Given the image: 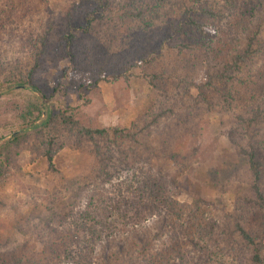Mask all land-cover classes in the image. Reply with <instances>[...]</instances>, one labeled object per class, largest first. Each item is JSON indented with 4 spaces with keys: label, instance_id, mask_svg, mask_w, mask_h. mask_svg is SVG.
Segmentation results:
<instances>
[{
    "label": "trees",
    "instance_id": "trees-1",
    "mask_svg": "<svg viewBox=\"0 0 264 264\" xmlns=\"http://www.w3.org/2000/svg\"><path fill=\"white\" fill-rule=\"evenodd\" d=\"M83 1L92 4L94 9L85 14L83 24L73 26L62 36L64 52L72 65H76L73 48L80 39V29L84 37H91L97 34L99 23L106 19L109 21L106 24L112 27L114 33L128 32L124 38L131 45L138 46V52H145L138 58H143L145 68L151 66L153 69H144L141 74L156 97L149 110L132 122L131 128L90 126L77 117L75 107L58 111L56 115L50 104L54 92L45 93L33 78L40 67V56L50 30L46 29L41 36L38 35L42 51H36L28 72L27 65L23 66L20 61L11 72L0 77V89L6 86L13 90L19 88L17 95L25 94L22 101L17 99L14 109L18 113L9 122L18 125L17 129L21 132L14 131L12 139L7 140L5 145L19 144L29 135L32 127H40L38 132L47 128L54 130L58 124L56 121H59L67 127L69 134L80 137L78 143L85 138L94 144L91 152L96 166L83 178L84 185L90 187L85 204L74 207L73 201L66 202L61 197L48 200L47 215L42 220L38 219L33 231H18L24 236L21 241L11 238V234L6 237L3 246L0 243V264H264L262 163L258 159L257 141H254L258 133H248L254 131L255 125L264 117L263 4L256 3L257 7L255 4L250 11L246 7L237 17L231 15L224 25L225 32L222 30V43L217 48L211 46L206 24L194 18L197 12L187 5L189 0H118L125 11L121 9L125 15L120 17L119 26L113 16L108 19L104 12L111 10L109 6L113 0ZM203 12L208 15L214 13L211 9ZM3 13L4 6H0V17ZM158 20L168 22L170 27L163 24L161 37L155 38V21ZM174 26L179 27L182 38L184 34L186 37L187 28L191 27L194 33L191 41L174 42L170 36V29ZM0 27H4L1 19ZM140 29L144 30L141 42V38L136 36ZM150 34L151 38L148 37ZM220 48L223 50L218 57L219 63L211 65V73L200 81L197 71L192 70L196 67L194 61L190 65L193 57L198 59V67L205 68L212 58L210 54L209 58L205 56L210 50L213 52V49ZM185 52L188 54L183 56L186 58L184 61L182 55ZM258 58L262 59V66H259ZM30 64L31 61L28 66ZM156 64H164L168 68L159 71L154 68ZM134 66V61H125L117 68L118 72H113V75L105 72L94 83L118 78L128 72L129 77ZM188 67L191 73L185 72ZM234 72L248 73L244 97L247 98L245 107H248L246 112L249 115H235V124L244 130L238 135H243V138L249 136L252 141L248 142V147L241 145L235 138L237 129L230 131V137L234 135L239 152L248 156L253 177L251 190L261 213L262 231H247L241 214L226 215L234 219L235 228L227 231L223 241L219 232L213 231L218 223H211L204 215L199 216L197 210L184 208L176 201L166 180L154 172L149 161L162 154L178 164L197 155L198 148L193 144L196 138L195 117L201 112L200 106L213 105L209 99L211 93H219L224 100L237 99L231 91L241 82L232 75ZM194 90H197L196 94ZM8 93L0 91V98ZM152 132L157 134L153 143L149 136ZM109 134L116 136L117 140H97V136ZM56 137L51 135L50 149L46 153L51 167L55 152L52 146ZM172 140V149L169 150L167 146ZM176 141L180 142L181 148L177 147ZM241 209L236 211L241 212ZM220 240L225 244L222 245Z\"/></svg>",
    "mask_w": 264,
    "mask_h": 264
},
{
    "label": "rangeland",
    "instance_id": "rangeland-1",
    "mask_svg": "<svg viewBox=\"0 0 264 264\" xmlns=\"http://www.w3.org/2000/svg\"><path fill=\"white\" fill-rule=\"evenodd\" d=\"M254 1L256 2L189 0L187 5L197 12L194 18L206 24V32L212 41L211 46L219 48L222 43L220 40L222 30L224 29L225 32L224 25L231 15L237 17L246 7H249L250 11L260 2L263 4L264 19V0ZM0 6H4V13L0 17L4 23V27H0V77L11 72L13 66L20 61L23 66L27 65V73L34 63L32 59L36 51L38 49L42 51L40 45L42 41L37 38L38 35L41 36L46 29L50 30L46 47L40 56V67L33 78L45 93L54 92L50 104L56 115L58 111L75 107L77 117L90 126L131 128L132 122L152 106L156 94L147 79L142 76V71L147 68L142 63L143 58H138L145 52H138V46L131 45L130 41L124 38V35L127 37L128 32L114 33L112 27L106 24L108 20L101 21L98 25L100 28L96 27L97 34L91 37L87 35L84 37L79 28L80 39L73 48L76 55L75 66L65 54L63 34L69 32L73 26L84 23L85 14L94 9L92 4L83 0H0ZM109 7L111 10H104L106 17L109 19L113 16L119 26L120 17L125 15L122 13L123 9L118 4V0H113ZM209 9L214 13L208 15L203 12ZM68 22H70L69 28H67ZM155 22L157 24L155 38H159L163 24L170 26L168 22L164 23V20ZM190 28H187L186 37L184 34L182 38L179 33L181 30L174 26L170 29V36L173 37L174 42L182 40L189 42L194 35ZM262 29V37H264V23ZM143 31L141 29L137 31L136 36L141 38L140 42L143 40ZM151 36L152 34L148 35L149 38ZM122 48L126 50L123 51ZM211 50L205 56L208 58L209 54L212 56L205 68L198 67L200 65L197 64L198 59L194 57L190 63L192 65L194 61L196 64L192 70L197 71L196 75L200 81L211 73L213 69L211 65L217 66L223 48L213 49L215 54ZM186 53L188 54L185 52L182 57ZM195 54L197 55V51ZM195 54L193 56H196ZM183 58L185 61L186 58ZM30 61L31 64L28 66ZM125 61H134L135 65L131 68L129 77L128 72L118 78L98 80L97 86L95 85L94 81L100 77L99 75H105V72L113 75L112 73L118 72L117 68ZM257 61L259 66H262V59L258 58ZM149 68L153 69L151 66ZM149 68L147 71H150ZM154 68L161 71L168 67L164 64H156ZM103 72L104 74H101ZM185 72L191 73V69L188 67ZM232 75L241 82L231 91L237 99L224 100L219 93H211L209 99L213 105L200 106L201 112L195 117L196 138L193 144L198 148L197 155L178 164L162 154L155 155L149 161L154 172L166 180L171 195L176 201L184 208L197 210L199 216L204 215V218L206 217L211 223H218L213 231L219 232L223 241L227 231L235 228L234 219L226 215L241 214L243 226L247 231H262L261 213L254 203L255 195L251 190L253 177L249 169L248 156L239 152L234 135L230 137V131L237 129L235 138L241 145L248 147V142L252 141L249 140V136L240 137L238 133L244 130L235 124V115L240 113L243 116L249 115L246 112L248 107H245L247 98L244 97L247 93L248 73L234 72ZM220 86L222 88V85ZM17 89L13 90L7 86L0 89L3 92L9 91L0 98V243L2 246L8 235L13 234L11 238L21 241L24 236L18 231H33L38 219L42 220L47 215L48 200H53L54 197L64 198L66 202L73 201L74 207L83 206L90 193V187L84 185L83 178L96 166L91 152L94 144L85 138H82V143H78L80 137L73 133L69 134L67 127L59 121H56L58 124L54 130L47 128L38 132L40 127L39 129L32 127L29 135L19 144L12 143L7 147L5 142L12 139L13 132H21L17 129L18 125L9 123L18 113L14 109L17 99L22 101L25 97V94L18 96ZM196 93L197 90H194V94ZM260 94L261 92L258 93ZM253 132L258 133L257 140L254 141H257L258 159L262 163L261 188L264 192V117L255 125L254 131L248 133L252 135ZM53 134L57 137L52 146L55 152L51 167L46 153L50 149L49 140ZM156 135V132L149 134L152 143ZM97 140L117 139L116 136L109 134L97 136ZM173 141L167 146L169 150L172 149ZM179 143L176 141L177 147L181 148ZM78 178L79 183H77ZM237 208H240L241 212L236 211ZM220 241L223 243L222 240ZM224 244L225 242L222 245ZM228 260L231 261L229 258Z\"/></svg>",
    "mask_w": 264,
    "mask_h": 264
}]
</instances>
